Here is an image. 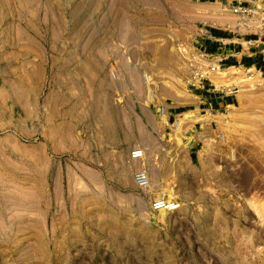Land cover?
<instances>
[{
  "label": "rangeland",
  "instance_id": "rangeland-1",
  "mask_svg": "<svg viewBox=\"0 0 264 264\" xmlns=\"http://www.w3.org/2000/svg\"><path fill=\"white\" fill-rule=\"evenodd\" d=\"M208 23L264 27V5L0 0V264H264V73L199 54ZM206 78L237 101L197 117ZM107 116L133 148L100 153Z\"/></svg>",
  "mask_w": 264,
  "mask_h": 264
},
{
  "label": "crops",
  "instance_id": "crops-1",
  "mask_svg": "<svg viewBox=\"0 0 264 264\" xmlns=\"http://www.w3.org/2000/svg\"><path fill=\"white\" fill-rule=\"evenodd\" d=\"M196 2L209 9H217L220 5L242 6L253 10L255 3L260 2L264 5V0H196ZM214 18L212 21H218ZM252 19V18H251ZM234 25V24H233ZM232 25V26H233ZM240 28L217 26L215 24H204L199 27V37L194 42L196 51L216 60L219 65L226 68H253L255 71L264 73V27L254 28L252 30L242 31ZM191 105L196 115L203 117L208 115L223 114L229 106L235 105L237 95L233 91L217 88L210 78L201 80L195 86V91L191 92ZM182 109L177 105L167 109L168 121L175 114L181 113ZM108 128L110 134H107L105 127V137L101 140V154H106L112 148H133L134 141L123 142L120 139L119 125L112 116H107ZM207 120H204L206 123ZM212 120H210V125ZM200 125V124H199ZM158 134V133H157ZM160 134V133H159ZM195 143L199 144L201 140L199 134H196ZM202 137V135H201ZM137 140V135H136ZM191 146L190 153L197 156V149ZM191 156V155H190ZM192 157V156H191Z\"/></svg>",
  "mask_w": 264,
  "mask_h": 264
},
{
  "label": "built area",
  "instance_id": "built-area-1",
  "mask_svg": "<svg viewBox=\"0 0 264 264\" xmlns=\"http://www.w3.org/2000/svg\"><path fill=\"white\" fill-rule=\"evenodd\" d=\"M233 11L234 12H238V11L247 12V11H250V9H248L246 7H242V6H233ZM183 51H185V49H183ZM198 53L201 54L202 56H206L200 52H198ZM211 69L214 70V67H211ZM158 112L161 115H164L166 113V108L163 104H160L158 106ZM143 154H144V151L142 148H134L131 150V157H133V158H140L141 156H143ZM134 179H135V182L138 186H140V187L148 186V176H147V173L145 170L136 171L134 174ZM150 204H151L152 210L173 211V210H176L180 207L179 202H177L175 200H167V199L162 198V197L152 198L150 201Z\"/></svg>",
  "mask_w": 264,
  "mask_h": 264
},
{
  "label": "bare ground",
  "instance_id": "bare-ground-1",
  "mask_svg": "<svg viewBox=\"0 0 264 264\" xmlns=\"http://www.w3.org/2000/svg\"><path fill=\"white\" fill-rule=\"evenodd\" d=\"M218 85V84H217ZM218 87V86H217ZM179 116V115H178ZM189 115H188V112H186L185 114H184V117H179L180 118V120H183L184 118L186 119L187 117H188ZM177 124H178V121H176V123H175V126L177 127ZM167 198V197H166ZM168 200H170V199H168Z\"/></svg>",
  "mask_w": 264,
  "mask_h": 264
}]
</instances>
